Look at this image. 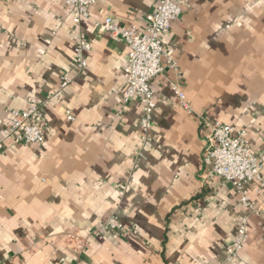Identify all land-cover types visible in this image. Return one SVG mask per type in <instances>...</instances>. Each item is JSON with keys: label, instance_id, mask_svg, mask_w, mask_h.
Instances as JSON below:
<instances>
[{"label": "crops", "instance_id": "obj_1", "mask_svg": "<svg viewBox=\"0 0 264 264\" xmlns=\"http://www.w3.org/2000/svg\"><path fill=\"white\" fill-rule=\"evenodd\" d=\"M181 2L164 37L181 77L167 69L152 82L153 140L142 148L141 103L116 101L127 86L128 45L91 20L75 25L62 2L0 0V139L11 112L30 105L46 132L41 145L0 151V264H222L245 216L238 264H264V218L242 206L231 183L208 178L210 130L201 121L245 128L253 152H264V0ZM157 3L100 0L90 13L144 30ZM79 35L92 46L81 71ZM64 76L73 79L66 88ZM249 195L264 211L258 183ZM113 214L125 235L99 231ZM69 234L85 240L84 250Z\"/></svg>", "mask_w": 264, "mask_h": 264}, {"label": "built area", "instance_id": "obj_2", "mask_svg": "<svg viewBox=\"0 0 264 264\" xmlns=\"http://www.w3.org/2000/svg\"><path fill=\"white\" fill-rule=\"evenodd\" d=\"M68 5L72 11L75 25L84 20H91L93 26L101 33H108L119 42L128 45L129 55L125 66L127 86L123 94L116 99L117 103H128L138 100L142 105L141 146H148L152 138L153 116L156 109L155 89L152 82L162 76L167 69L173 70L181 77L179 63L175 58V50L166 47L164 37L171 31L173 23L183 14L181 0H158L155 11L147 16L146 28L123 26L119 19L107 17L103 20L94 19L90 8L100 0H53ZM91 42L79 35L74 48L75 65L84 70L88 65L87 54L91 50ZM73 83L69 76L62 78L61 87L66 88ZM172 90L181 106L188 114H193L191 101L181 87L174 83ZM38 108L30 105L24 110H13L10 123L4 127L0 139V151L6 143L24 146L41 145L46 140L45 127L35 122ZM68 118L73 119L70 113ZM210 132L207 136V149L204 158L208 166V178H222L231 183L241 198L243 207L253 214L264 218V211L250 199V186L258 183L264 190V152L256 155L251 147L249 131L221 121H210L201 116ZM141 157L142 154H140ZM140 161V158H138ZM136 166L138 164H135ZM99 231H118L126 234L125 224L113 214L99 228ZM69 244L77 251L85 248V240L77 234H69ZM249 239V218H241L237 234L228 245L224 263L238 264V256L245 248Z\"/></svg>", "mask_w": 264, "mask_h": 264}]
</instances>
